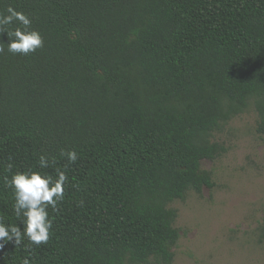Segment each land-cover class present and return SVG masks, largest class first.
<instances>
[{
	"label": "trees",
	"instance_id": "1",
	"mask_svg": "<svg viewBox=\"0 0 264 264\" xmlns=\"http://www.w3.org/2000/svg\"><path fill=\"white\" fill-rule=\"evenodd\" d=\"M249 102L264 0H0V264H171Z\"/></svg>",
	"mask_w": 264,
	"mask_h": 264
},
{
	"label": "rangeland",
	"instance_id": "2",
	"mask_svg": "<svg viewBox=\"0 0 264 264\" xmlns=\"http://www.w3.org/2000/svg\"><path fill=\"white\" fill-rule=\"evenodd\" d=\"M257 121L249 102L222 122L213 140L224 151L201 161L213 186L171 203L179 230L171 264H264V135Z\"/></svg>",
	"mask_w": 264,
	"mask_h": 264
}]
</instances>
